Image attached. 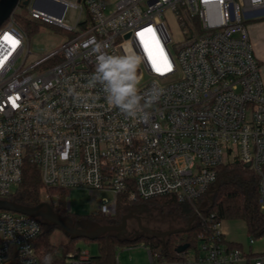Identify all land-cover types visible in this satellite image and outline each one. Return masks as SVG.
<instances>
[{"label":"built area","instance_id":"2783aa9c","mask_svg":"<svg viewBox=\"0 0 264 264\" xmlns=\"http://www.w3.org/2000/svg\"><path fill=\"white\" fill-rule=\"evenodd\" d=\"M109 5L29 0L31 17L74 35L27 65V36L13 13L0 25V197L12 193L30 163L46 189L110 191L112 201L102 197L97 206L102 215L115 213L121 194L129 201L171 195L192 204L203 219L198 199L216 186L222 165L237 161L256 175L264 212V82L246 26L264 18V0ZM69 6L85 10L73 26L63 22ZM169 26L180 36L175 52ZM93 41L107 44L109 54L141 56L139 91H160L146 108L147 122L127 117L108 104L102 86L89 85ZM39 231L37 217L0 210V264H39L33 246ZM180 255L159 262L148 249V264L264 263L263 254L230 246L220 222ZM64 264H90V253L71 254Z\"/></svg>","mask_w":264,"mask_h":264},{"label":"trees","instance_id":"16d2710c","mask_svg":"<svg viewBox=\"0 0 264 264\" xmlns=\"http://www.w3.org/2000/svg\"><path fill=\"white\" fill-rule=\"evenodd\" d=\"M17 10H23L24 15L18 13ZM15 23L26 34L30 36L38 31L41 22L39 19L31 17L27 13L26 5L20 2L13 12ZM70 33V32H69ZM74 33H70L72 37ZM245 176H244V175ZM222 175H224L222 177ZM217 184L212 192L207 207L201 209L202 218L196 216L189 229H185L176 233L165 236V240L149 236L148 234H140L134 238L117 237L114 231H108L97 238L91 240L86 237H77L65 235L62 239H57L55 228H59L43 220L40 221V231L33 240V246L38 257L39 264H47L45 257L51 256V264H64L71 254H77L82 249L78 246L79 238L85 241H94L97 244V253L90 255V264H114L115 252L119 246L136 244L142 242L153 254L157 261L179 259L184 251L189 248H195L200 234L210 235L213 232V224L221 222L225 219H240L246 224L247 232L254 237L264 235V212L261 211L257 204V177L247 170L241 162H233L231 164L222 165L219 169ZM47 192L57 193V204H53L48 200L53 209L59 215L74 219L88 217L99 224H119L127 206L131 202H145L157 205L162 212L175 214L190 220L195 213L194 206L186 201H179L174 196L163 195L156 196L146 200L136 199L129 201L125 194L117 196L116 211L111 216L101 217L100 212L93 215L71 214L62 209L61 200L66 196V190L46 189L43 187L39 176L38 168L30 163L24 165L22 179L16 185V189L10 195L3 198L13 200L23 206H34L44 202V194ZM201 198V197H200ZM199 198V199H200ZM198 199V200H199ZM213 217L210 218V215ZM60 229V228H59ZM227 241V240H226ZM188 243L189 247L182 251L176 252V248L180 244ZM230 246L241 248V244L237 242L227 241Z\"/></svg>","mask_w":264,"mask_h":264},{"label":"rangeland","instance_id":"374dc122","mask_svg":"<svg viewBox=\"0 0 264 264\" xmlns=\"http://www.w3.org/2000/svg\"><path fill=\"white\" fill-rule=\"evenodd\" d=\"M114 1L115 0L109 1L110 2L109 9L112 8V3ZM17 12L23 15L25 14L23 10H17ZM78 16L83 18L85 16V10L80 12L78 9L69 6L65 10L63 16V22L73 26ZM262 20H264V18L247 20L246 26L249 36L251 30L257 31L259 29L257 23H259ZM40 21L41 22H39L40 25L38 26V31L35 32L34 34H31L30 36L27 35L29 52L25 65L30 64L58 50L61 47V45L70 36V33L64 30L63 28L54 24H48L42 20ZM169 27H170L169 31L171 34V39L173 41L170 48L172 52H175L178 46L180 45V42H177L178 40H180V36L176 32L174 26L172 27L169 26ZM246 168L248 171L252 173V171L248 167ZM223 176L224 175H222V177ZM215 188L216 187L212 188L211 192L208 195L202 196L197 201L196 206L201 208L207 207L210 197L212 196V192L213 190H215ZM11 189L12 192H14L16 186H12ZM56 195L57 193H52L50 195V193L47 192L43 196V198L45 199L44 202H49L48 200H51L52 203L54 204L55 201L56 202L58 201V199H56ZM102 197H105L107 200L112 201L113 194L107 190L102 192L94 191L93 194H90L85 189H71L66 193V196L61 200L60 206L62 209H65L66 212L71 213L73 215L74 214H80L85 216L91 214L93 215L95 212H97V206L99 205V201ZM53 210L55 213H57L55 209ZM66 214L63 217L69 219L70 217L66 216ZM124 214H130L129 216L126 217L125 227L120 231H114L115 235L120 238L123 237L134 238L139 234H144V232L139 228L137 218L139 219L141 226L149 228L154 231H166L174 228H186L188 223L186 222V219L181 216L162 212L157 205L148 204L145 202L129 203ZM100 216L103 217L102 214ZM37 219L43 220L40 217H37ZM102 220L100 222L107 221L106 219H104V221ZM99 221L91 220L88 217L74 219V220L71 218L70 220L73 226L83 230H91L95 228L96 226L100 225ZM226 222L227 221H225V223L223 224L225 225L227 224V226L229 224H233V226L230 227L233 229V233L236 237L237 243H240L243 246L248 245L250 238L253 237L249 235V233L247 232L244 222L240 219H233V220L230 219L228 220L227 223ZM54 232L57 239H62L66 235L65 232L59 228H55ZM253 239L254 241L251 244L252 248L264 250V235L260 237H254ZM162 240H165V237ZM77 244L81 249H87L90 252V254L97 253V244L94 241H85L84 239L79 238L77 240ZM189 251L191 252L192 248H189ZM115 259L116 262H118V264H146L148 263L146 246L142 242L119 246L115 252ZM235 264H245V261L240 260Z\"/></svg>","mask_w":264,"mask_h":264},{"label":"clouds","instance_id":"9594fccd","mask_svg":"<svg viewBox=\"0 0 264 264\" xmlns=\"http://www.w3.org/2000/svg\"><path fill=\"white\" fill-rule=\"evenodd\" d=\"M92 45L95 70L89 85L102 86L108 104L127 117L139 118L147 122L149 113L146 108L159 99L160 91L155 86L144 93L139 91L141 56L134 51L120 55L109 54L104 51L108 47L107 44L93 41ZM69 91L71 94L72 90ZM45 260L47 264H51V256L45 257Z\"/></svg>","mask_w":264,"mask_h":264},{"label":"water","instance_id":"95a60500","mask_svg":"<svg viewBox=\"0 0 264 264\" xmlns=\"http://www.w3.org/2000/svg\"><path fill=\"white\" fill-rule=\"evenodd\" d=\"M22 2L23 5H27L29 0H0V25L14 12L17 5ZM63 10V6L61 11ZM0 210H9L19 213H24L27 215L40 217L43 221L48 222L52 225L59 227L65 232L66 235L77 236V237H86L88 239H95L99 235L108 232V231H120L126 225V217L130 214H123L121 221L117 225L112 224H100L91 230H83L73 226L70 222L71 218H65L55 213L52 206L48 202H41L34 206H23L16 203L13 200L0 197ZM196 217V213L192 215L190 220L187 223L186 228H174L166 231H154L149 228L143 227L140 225V221L137 218L139 228L144 233L149 236L163 239L165 236L172 233H176L185 229H189ZM189 247L188 243L180 244L176 248V252H182Z\"/></svg>","mask_w":264,"mask_h":264},{"label":"crops","instance_id":"0c3cea01","mask_svg":"<svg viewBox=\"0 0 264 264\" xmlns=\"http://www.w3.org/2000/svg\"><path fill=\"white\" fill-rule=\"evenodd\" d=\"M105 1L109 2L110 0H105ZM257 26H259V29L257 31L251 30L249 37H250V40H251L252 45H253L254 54H255L256 58L258 59V61L260 63L262 79H263V82H264V20H262L259 23H257ZM228 220H230V219H225V220H222L220 222V230L222 231L223 237H224L225 240L230 241V242H237L236 237H235V235L233 233V229L231 228L233 226V224H229L228 226H227V224L226 225L223 224V223H225V221L228 222ZM233 223H235V222H233ZM244 224H245V222H244ZM245 228H246V224H245ZM241 248L245 252H250V254H252V255H259V254H263L264 255V250L253 249L252 245L250 243L248 245H245V246L241 245ZM82 250L88 251L87 249H82ZM146 250H147V259H148V248L147 247H146ZM115 262H116V259L114 260V263ZM146 264H148V263H146ZM245 264H248V261H245Z\"/></svg>","mask_w":264,"mask_h":264},{"label":"snow or ice","instance_id":"6c2138e0","mask_svg":"<svg viewBox=\"0 0 264 264\" xmlns=\"http://www.w3.org/2000/svg\"><path fill=\"white\" fill-rule=\"evenodd\" d=\"M148 31H149V32H152V29H148ZM139 36L142 38V37L144 36V33H143V32L139 33ZM157 43H158V41H157ZM145 49H146V51L148 52V55L151 56V49L148 48V45H147L146 42H145ZM153 64H154V66H155V62H153ZM157 71H159L158 68H157Z\"/></svg>","mask_w":264,"mask_h":264},{"label":"flooded vegetation","instance_id":"af4514ba","mask_svg":"<svg viewBox=\"0 0 264 264\" xmlns=\"http://www.w3.org/2000/svg\"><path fill=\"white\" fill-rule=\"evenodd\" d=\"M140 235V234H139ZM138 236V235H137Z\"/></svg>","mask_w":264,"mask_h":264}]
</instances>
